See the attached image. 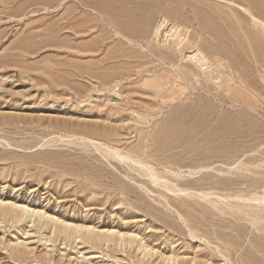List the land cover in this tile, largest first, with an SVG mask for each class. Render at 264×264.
Masks as SVG:
<instances>
[{
    "label": "rangeland",
    "instance_id": "374dc122",
    "mask_svg": "<svg viewBox=\"0 0 264 264\" xmlns=\"http://www.w3.org/2000/svg\"><path fill=\"white\" fill-rule=\"evenodd\" d=\"M250 13L264 0H0V199L137 241L1 213L0 264H264Z\"/></svg>",
    "mask_w": 264,
    "mask_h": 264
},
{
    "label": "bare ground",
    "instance_id": "6f19581e",
    "mask_svg": "<svg viewBox=\"0 0 264 264\" xmlns=\"http://www.w3.org/2000/svg\"><path fill=\"white\" fill-rule=\"evenodd\" d=\"M247 12L248 10L245 9ZM251 17L256 20V22H259V25L264 29V22L259 20L258 18H256L254 15H252L250 13ZM161 22V21H160ZM164 30V29H163ZM118 32V31H117ZM116 32V33H117ZM120 35V33H118ZM186 41V40H185ZM197 50V49H196ZM194 52V51H193ZM189 53V52H188ZM192 54V53H191ZM190 55V54H188ZM185 56V55H184ZM204 60V59H203ZM202 60V61H203ZM87 134H90V133H87ZM93 134H96V133H93ZM91 135V134H90ZM78 138V137H77ZM81 138V137H80ZM83 138V137H82ZM73 139V137H72ZM84 139V138H83ZM87 139V138H86ZM90 140V139H89ZM90 142H93V140L91 139ZM99 142V141H98ZM93 143H96V142H93ZM99 145V144H98ZM103 146V144H101ZM97 146V145H96ZM107 150L109 151H112L113 153V156L116 155L117 157H119L120 159H123V158H126L128 161L129 160H133L132 157L130 156H124L122 154H120V152L118 151L119 149H113L111 148L110 146H107L105 144ZM98 147V146H97ZM105 153V152H104ZM130 154V153H128ZM106 155V154H105ZM104 155V156H105ZM115 157H112V158H116ZM118 159V158H117ZM136 160V159H135ZM130 161V162H131ZM138 161V165L139 164V160H136ZM134 161H132L133 163ZM141 162V161H140ZM136 165V163H135ZM140 166H143L142 164ZM139 166V167H140ZM145 166V165H144ZM143 166V168H145ZM147 167V166H146ZM142 168V167H140ZM152 168V167H151ZM148 169V168H147ZM149 173L151 170H148ZM172 173V172H171ZM151 174V173H150ZM153 176V174H152ZM159 178V177H156L154 179V182H157L156 179ZM161 180V179H160ZM170 189V188H169ZM184 189V188H183ZM171 190V189H170ZM182 190V189H181ZM175 192V191H174ZM185 192V191H183ZM189 192V191H188ZM202 195V194H200ZM206 197V196H205ZM255 198V197H254ZM205 199V198H204ZM239 199V198H238ZM244 199V198H243ZM246 199V198H245ZM258 199H261L258 198ZM264 199V198H263ZM261 201V200H260ZM263 201V200H262ZM230 209V208H229ZM2 213L3 217L4 215L5 216H10L11 218H15L14 221L17 220H22V219H29L31 221H35L37 220V222L39 223H42V226H51V228L53 229V233H55V235H59L58 233L56 234V232H59V233H62V232H65L66 234H68L69 236H73L74 238H78L80 237V239L83 241V242H88V243H93V242H99L101 241L102 239H106L108 242H113L114 243H118V242H121V243H129L128 245L134 243L136 240L134 236L132 237H128L126 238V234L125 233H120L119 231L117 230H114V229H102V228H97L95 226H86V225H80V224H75L73 222H70V221H66V220H62L54 215H51V214H48L46 212H44V210H41V209H36V208H31L28 204H25L23 202H18V201H11V200H4V199H0V214ZM34 218V219H33ZM7 219V218H6ZM9 219V217H8ZM33 219V220H32ZM13 221V222H14ZM24 221V220H23ZM39 225V224H38ZM41 226V224L39 225ZM38 226V227H39ZM40 228V227H39ZM50 228V229H51ZM47 229V228H45ZM65 233L63 234L64 236ZM43 234V233H42ZM62 235V234H61ZM68 236V237H69ZM66 238V237H65ZM73 238V239H74ZM72 239V238H71ZM69 240V239H68ZM137 242V241H136ZM107 243V242H106ZM142 244V243H140ZM107 245V244H106ZM124 245V244H123ZM139 245V244H138ZM104 246V245H103ZM111 246V245H110ZM127 246V245H126ZM112 247V246H111ZM142 247L147 250L148 246H145V245H142ZM145 252V251H144ZM150 253V251H149ZM147 254H148V251H147Z\"/></svg>",
    "mask_w": 264,
    "mask_h": 264
}]
</instances>
